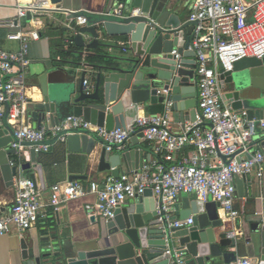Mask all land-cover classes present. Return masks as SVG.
<instances>
[{
  "label": "water",
  "instance_id": "obj_1",
  "mask_svg": "<svg viewBox=\"0 0 264 264\" xmlns=\"http://www.w3.org/2000/svg\"><path fill=\"white\" fill-rule=\"evenodd\" d=\"M52 1L59 3L61 0ZM129 1V15L125 19L85 14V23L75 27L74 32L71 27L65 28L71 33L65 40L74 46L63 51L75 56L74 61L61 58L40 62L36 76L43 100L29 105L38 127L48 119L58 125L61 120L75 116L108 130L127 129L131 126L126 120L127 112L142 105L153 116L164 114L167 102L172 103L171 110L177 123L185 126L186 117L196 120L197 62L191 59L196 53L189 50L195 23L184 22L173 12L169 8L171 0ZM135 8H140L139 14H134ZM118 39L127 40L121 42ZM174 49L178 50L180 58L172 54ZM55 61L60 65H54ZM63 65H71L73 69L66 70ZM78 68L82 69L79 78ZM88 74L93 76L94 88L85 90L83 82ZM220 78L225 98L235 111L245 110L250 119L264 117V58L238 60L233 70L222 68ZM65 84H71V88L65 89ZM143 136V133L133 135L134 145ZM97 140L88 135H70L67 142L73 152L91 153ZM12 141L10 131L0 128V172L9 187L15 184V177L20 181L29 177L35 179L36 166L40 172L39 153L30 149V161L22 162L15 156L17 150L11 147ZM131 161H135L133 166L142 167L147 161V153L143 148L128 145L122 150H108L104 145L99 170L117 168L122 162L128 165ZM81 178L82 175H71L70 180ZM241 182L237 176L239 192L243 189ZM152 193L149 188L144 199L118 208L115 216L105 222L107 232L94 247L66 248L61 254L52 252V243L47 242L41 244L38 253L31 257L26 241L22 240L25 264L237 262V251L225 249L238 248L241 241L236 236H228L232 229L219 218V203L204 202L196 194L185 196L180 213L184 225L165 232L156 218ZM255 201L260 202L262 208L254 215L257 218L252 231L254 237L246 238V241L259 242L260 252L252 264H264V190ZM189 218L193 220L192 224L187 223ZM177 254L183 256L181 262L177 261Z\"/></svg>",
  "mask_w": 264,
  "mask_h": 264
},
{
  "label": "built area",
  "instance_id": "obj_2",
  "mask_svg": "<svg viewBox=\"0 0 264 264\" xmlns=\"http://www.w3.org/2000/svg\"><path fill=\"white\" fill-rule=\"evenodd\" d=\"M16 7L18 18L0 19V27L18 29L7 38L21 41L18 51H6L0 45V128L12 134L11 147L18 153L26 148L41 152L66 142L70 135H88L102 141L108 150H122L133 135L143 133V139L153 146L154 156L141 168L104 181L94 180L87 185L81 181L55 183L46 199L33 178L20 181L10 209L0 214V236L14 227L21 231L32 227L46 216L48 207L58 209L69 200L88 195L96 196L95 203L87 205L90 215L107 221L129 200L144 199L149 188L156 218L165 232L184 225L183 220L174 217L182 194H196L204 202L219 203L218 214L223 221L235 222L241 217L236 208V178L253 171L260 181L264 177V134L260 147L251 148L258 130H264V117L250 119L245 110L235 111L225 98L220 77L222 68L233 70L238 60L264 58V0H194L188 18L195 23L189 50L196 53L202 115L198 114L180 132L172 126L171 102H167L164 114L141 116L127 129L108 130L75 116L48 128L34 126L24 74L31 62L29 42L40 39V33L27 29L19 20L31 14L33 22L34 17L52 10L55 4L52 0H16ZM126 8V0H116L115 8L105 15L125 19L129 15ZM139 12L140 8L134 9V14ZM85 21V15L78 13L77 25ZM172 54L181 57L177 49ZM83 87L90 90L91 80L85 79ZM205 120L210 126L204 124ZM189 146L194 147V154L177 159L176 154ZM192 222L191 218L187 221ZM228 236L235 237V232H228ZM177 261H182L179 254ZM238 264L251 263L245 259Z\"/></svg>",
  "mask_w": 264,
  "mask_h": 264
},
{
  "label": "crops",
  "instance_id": "obj_3",
  "mask_svg": "<svg viewBox=\"0 0 264 264\" xmlns=\"http://www.w3.org/2000/svg\"><path fill=\"white\" fill-rule=\"evenodd\" d=\"M127 13L130 8V1L126 0ZM55 7L52 10L42 12L38 17L33 18L31 22V14L20 18V23L27 29H36L40 33V39L32 40L29 42V58L31 60L27 70L25 71L24 78L27 83V94L31 98V103L41 102L43 100V93L36 76V72L40 66V62L45 59H67L75 60L76 57L63 50L72 48L73 43H69L65 38L70 36V32L65 28L71 27L72 31L78 27L76 22V15L82 12L84 15L92 16H106L105 13L112 11L115 8L116 0H61L59 3H54ZM194 0H171L169 8L177 13L184 22L188 21L189 15L193 10ZM108 17V16H106ZM18 18V10L16 7V0H0V19H13ZM116 19L114 17H108ZM73 23V25H72ZM81 26V25H80ZM26 29V30H27ZM18 29L0 27V45L6 51H18L21 48L20 40H10L7 35ZM74 32V31H73ZM193 38V35H192ZM125 42L127 39H118ZM191 59L196 60L195 57ZM54 65H60L57 61ZM66 70L71 71L73 66L63 65ZM78 78L81 76L82 69H77ZM92 74H88L86 79L91 80L92 89L94 88ZM79 80L77 79V85ZM69 84V83H68ZM70 85L65 84V89L71 88ZM198 98V90H197ZM199 103V99H198ZM198 114L201 116L202 112L198 106ZM145 115H151L146 111L145 106L139 105L135 109L126 114L128 125H133L135 121ZM33 117V116H32ZM172 126L175 131H182L184 126L182 123H177L174 119L172 112ZM64 121L61 120L60 123ZM191 120L186 117L185 125ZM192 122V121H191ZM34 126L38 123L33 118ZM204 124L210 126V123L205 120ZM41 126L49 127L54 126L48 119L43 121ZM38 127V126H37ZM264 130H258V136L251 144L252 149L260 147L262 143ZM135 142L132 138L127 142L131 148H143L147 153V160L154 156L153 146L144 140L139 139V143L134 145ZM104 147L102 141L97 140L95 147L91 153L73 152L70 150L68 142H58L47 151L39 153L38 168L35 169V181L40 189L43 197L46 199L49 196L50 187L58 182L71 181V175H82L83 178L73 180L81 181L87 185L90 181H104L110 176H119L123 172H129L134 169H139L129 162L126 165L124 162L117 168L110 170H99L101 152ZM193 146L184 148L181 152L176 154V158L189 156L194 154ZM22 162L30 161V149L26 148L21 153H16ZM169 163H172L171 161ZM33 167L35 164L33 163ZM242 181V191H237L236 208L241 211V217L235 222H227L224 220L225 225L230 227L235 232V236L241 241L238 248L231 247L225 251H237L238 262L250 259V263L254 262L256 255L260 252L259 242H247L246 238L254 237L253 228L256 227L255 220L257 219L255 212L261 211V203L256 202L261 191L264 190V177L260 181L256 176V171H253L249 177H240ZM15 184L7 186L0 172V214L9 210L16 192V185L20 182L19 177H15ZM238 189V188H237ZM187 194H182L178 201L179 211L174 217L180 218V213L183 209V198ZM152 197V196H151ZM150 197V198H151ZM96 201L95 195H88L85 197L69 200L58 209L48 207L46 216H42L39 221L30 228L23 231L14 227L7 235L0 236V264H25L23 257L22 240H25L30 256H34L40 250L41 244L51 242L52 252H63L66 248H90L96 246L101 237L106 234L104 227L105 220L99 215H90L87 209L88 204H93ZM137 200H129L123 206L126 207ZM212 201V200H211ZM223 213V211H222ZM242 232L238 234L239 232ZM183 259V256H181Z\"/></svg>",
  "mask_w": 264,
  "mask_h": 264
}]
</instances>
